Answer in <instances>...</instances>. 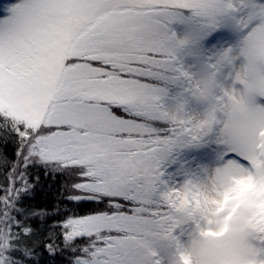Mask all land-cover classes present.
Masks as SVG:
<instances>
[{
  "label": "snow or ice",
  "instance_id": "1",
  "mask_svg": "<svg viewBox=\"0 0 264 264\" xmlns=\"http://www.w3.org/2000/svg\"><path fill=\"white\" fill-rule=\"evenodd\" d=\"M0 264H264V0H0Z\"/></svg>",
  "mask_w": 264,
  "mask_h": 264
},
{
  "label": "trees",
  "instance_id": "2",
  "mask_svg": "<svg viewBox=\"0 0 264 264\" xmlns=\"http://www.w3.org/2000/svg\"><path fill=\"white\" fill-rule=\"evenodd\" d=\"M52 195L53 197L55 196V190H53ZM85 211H87V209H85Z\"/></svg>",
  "mask_w": 264,
  "mask_h": 264
}]
</instances>
